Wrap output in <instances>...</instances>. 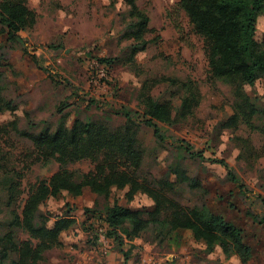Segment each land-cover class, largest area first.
Instances as JSON below:
<instances>
[{"label":"rangeland","instance_id":"374dc122","mask_svg":"<svg viewBox=\"0 0 264 264\" xmlns=\"http://www.w3.org/2000/svg\"><path fill=\"white\" fill-rule=\"evenodd\" d=\"M23 1L35 14L30 27L8 40L0 23V105L7 102L15 107L0 109V255L10 246L3 238L7 233L16 244L37 242L12 224L13 213L19 214L38 183L59 168L23 133L52 132L62 115L68 126L77 117L102 121L116 131L124 125L122 111L127 109L142 151L139 174L171 181L172 196L182 205L193 207L205 201L237 223L254 248L250 264H264V225H256L247 215L248 211L264 213V80L243 86L259 110L253 126L240 121L223 127L240 98L231 83L210 76L206 43L179 0H136L149 22L145 46L134 54L136 42L124 33L136 18L130 16L124 0ZM255 37L264 38V8L257 16ZM184 82L197 89L199 98L191 114L181 117L177 113L186 95ZM149 100L171 107L170 122L155 120L166 137L163 142L143 124ZM184 147L201 151L204 160L189 158ZM208 159H223L241 188L227 179L224 166ZM94 166L91 158H85L68 168L80 180ZM180 173L195 178L200 186L190 187L180 180ZM115 200L142 211L153 207L148 196H128L127 188L112 189L108 196L85 190L78 197L63 192L46 199L40 208L48 216V225L65 216L75 223L61 234L62 245L45 250L36 264H241L237 255H225L218 244L207 250L188 231L180 236L171 232L161 240L152 227L131 240L122 235L118 246L106 235L101 215ZM120 249L127 251L126 261ZM16 258L15 252L7 251L0 261L9 264Z\"/></svg>","mask_w":264,"mask_h":264},{"label":"trees","instance_id":"16d2710c","mask_svg":"<svg viewBox=\"0 0 264 264\" xmlns=\"http://www.w3.org/2000/svg\"><path fill=\"white\" fill-rule=\"evenodd\" d=\"M124 2L130 7V16L136 18L127 24L124 33L136 42L132 47L134 54L145 46L144 32L148 28L149 18L139 10L136 0ZM179 6L194 31L206 43L210 76L231 83L235 96L240 98V103L235 104L234 112L222 126L233 127L240 121L253 126L252 118L259 110L250 103L243 86L253 87L258 79L264 80V38L258 41L255 37L256 20L264 8V0H179ZM34 19V12L27 8L23 0H1L0 23L6 30L8 40L18 38V33L30 27ZM97 61L110 66L106 59ZM182 84L186 95L181 99L177 114L185 117L197 105L199 93L190 82ZM2 106L15 110L7 102L2 103L0 109ZM261 113L264 116V107ZM122 115L125 123L116 131H110L102 121H84L77 117L68 126L63 122L66 115H62L59 126L52 132L23 133L35 147L46 151L59 164V168L48 180L38 183L19 214L13 213L12 224L37 242L24 240L16 244L12 241V235L7 233L3 238L10 246L4 247L0 260L6 258L7 251H13L17 258L9 264H36L45 250L62 245L61 234L75 221L65 216L48 225V216L43 215L40 207L49 197L57 198L63 192L78 197L85 190L108 196L112 189L127 188L128 196L139 193L148 196L153 201V207L142 211L123 206L116 200L107 206L101 214L106 235L116 240L118 246L122 245V235L131 240L152 227L157 228L161 240L171 232L180 236L181 232L188 231L193 240L203 244L207 250L218 244L225 255L233 253L241 264H250L254 248L246 240L241 226L212 210L205 201L193 207L182 205L172 196L174 184L171 181L149 179L139 174L142 151L138 146L131 113L124 109ZM143 116V124L152 128L156 140H166L155 120L170 122V105L149 100ZM184 150L189 158L204 160L201 151H193L190 147H184ZM85 158H91L95 166L76 180L68 165ZM208 160L224 166L227 179L241 188L242 183L223 159ZM180 180L190 187L200 186L199 181L183 173H180ZM88 211L95 215L94 211ZM247 215L256 225H264V213L255 215L248 211ZM120 252L126 261L127 251L120 249Z\"/></svg>","mask_w":264,"mask_h":264},{"label":"built area","instance_id":"2783aa9c","mask_svg":"<svg viewBox=\"0 0 264 264\" xmlns=\"http://www.w3.org/2000/svg\"><path fill=\"white\" fill-rule=\"evenodd\" d=\"M102 231V229H100V232Z\"/></svg>","mask_w":264,"mask_h":264},{"label":"crops","instance_id":"0c3cea01","mask_svg":"<svg viewBox=\"0 0 264 264\" xmlns=\"http://www.w3.org/2000/svg\"><path fill=\"white\" fill-rule=\"evenodd\" d=\"M205 248V247H204Z\"/></svg>","mask_w":264,"mask_h":264}]
</instances>
